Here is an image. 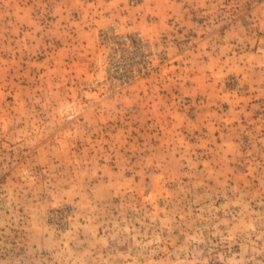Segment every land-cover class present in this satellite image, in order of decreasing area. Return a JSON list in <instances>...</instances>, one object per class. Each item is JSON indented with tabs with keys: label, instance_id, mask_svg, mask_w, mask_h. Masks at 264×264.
Masks as SVG:
<instances>
[{
	"label": "rangeland",
	"instance_id": "rangeland-1",
	"mask_svg": "<svg viewBox=\"0 0 264 264\" xmlns=\"http://www.w3.org/2000/svg\"><path fill=\"white\" fill-rule=\"evenodd\" d=\"M0 264H264V0H0Z\"/></svg>",
	"mask_w": 264,
	"mask_h": 264
}]
</instances>
